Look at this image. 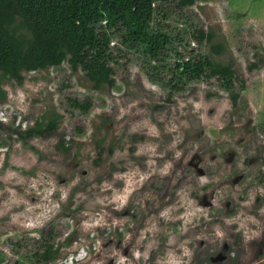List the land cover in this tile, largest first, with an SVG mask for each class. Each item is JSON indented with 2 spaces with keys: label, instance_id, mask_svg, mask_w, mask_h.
I'll return each instance as SVG.
<instances>
[{
  "label": "rangeland",
  "instance_id": "374dc122",
  "mask_svg": "<svg viewBox=\"0 0 264 264\" xmlns=\"http://www.w3.org/2000/svg\"><path fill=\"white\" fill-rule=\"evenodd\" d=\"M185 13L225 45L215 60L232 59L244 81L235 105L215 78L166 101L143 56L124 47L113 88L92 89L66 62L23 72L21 84L0 73L6 264L17 258L15 243L31 248L50 227L53 264H264V0H197ZM179 15L158 16L155 26L185 43L190 30ZM165 56L171 63L174 52ZM250 63L258 68L248 71ZM67 98L92 106L81 113ZM53 112L61 117L54 135L24 139ZM61 136L69 152L56 147Z\"/></svg>",
  "mask_w": 264,
  "mask_h": 264
},
{
  "label": "trees",
  "instance_id": "16d2710c",
  "mask_svg": "<svg viewBox=\"0 0 264 264\" xmlns=\"http://www.w3.org/2000/svg\"><path fill=\"white\" fill-rule=\"evenodd\" d=\"M197 0H0V73L3 78L21 84L23 72L60 67L66 62L72 72L81 71L92 89L115 87V68L126 58L121 47L143 56V68L151 81L160 83L168 92L166 101L182 92L191 83L215 78L219 87L229 93L233 105L244 89L233 69V61L215 60L226 47L215 42L211 32L190 23L185 10ZM180 14L189 40L164 26H155L156 17L169 18ZM116 39L115 46H111ZM208 47V53L195 52L189 46ZM183 50L177 51V45ZM172 50L174 59L168 63L165 54ZM258 68L250 63L248 71ZM236 83L239 89L236 90ZM0 99L5 92L0 88ZM67 105L88 113L91 100L67 98ZM60 115L41 117L24 132V139L54 135ZM5 130L0 122V134ZM78 134L82 133L77 128ZM17 135L21 136L18 132ZM71 141L58 138L56 147L69 152ZM57 234L53 227L42 230L28 248L15 243L17 258L9 264H53L59 256ZM31 240V239H30ZM22 251V252H20ZM0 264H6L0 252Z\"/></svg>",
  "mask_w": 264,
  "mask_h": 264
}]
</instances>
